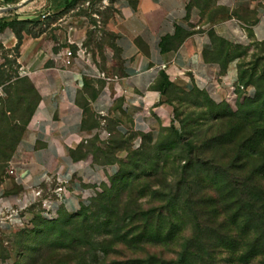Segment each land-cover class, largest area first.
Segmentation results:
<instances>
[{"label":"crops","instance_id":"crops-1","mask_svg":"<svg viewBox=\"0 0 264 264\" xmlns=\"http://www.w3.org/2000/svg\"><path fill=\"white\" fill-rule=\"evenodd\" d=\"M63 3L33 0L12 13L18 21L46 19L50 13L66 14ZM0 5L10 6L2 0ZM114 7L105 26L113 47L101 60L76 51L86 39L82 19H58L64 44L56 47L44 33H21L16 62L38 104L8 166L14 175H7L0 187V196L9 203L41 209V202L54 200L53 192L61 188V201L53 202L56 213H77L85 200V183L103 175L102 167L70 157L82 140L88 113L104 132L111 126L121 137L156 136L173 123L168 91L160 88L162 74L180 91L203 92L220 103L236 86L237 60L221 73L212 59L211 33L234 46L264 43V0H117ZM17 44L14 33L4 30L0 56ZM67 49H74L70 58L64 55ZM107 171L115 173L113 167ZM36 191L43 196L38 203Z\"/></svg>","mask_w":264,"mask_h":264},{"label":"rangeland","instance_id":"rangeland-1","mask_svg":"<svg viewBox=\"0 0 264 264\" xmlns=\"http://www.w3.org/2000/svg\"><path fill=\"white\" fill-rule=\"evenodd\" d=\"M70 1L67 0V4ZM116 1L78 0L72 12L68 10L66 14L50 13L46 19L38 17L30 20L32 23L24 28L32 36L44 33L47 40L56 47L64 44L63 32L58 31V19L64 18V15L66 18L82 19L86 26V39L76 51L90 55L94 60H101L103 52L113 47L114 38L106 31L105 26L116 12ZM0 8H3L2 5ZM0 16L17 17L12 12ZM69 41L67 40L68 45L72 44ZM71 51L74 52V49ZM225 52L239 56L237 66L240 72L246 73V81L251 77L255 81L264 75V43L252 42L239 50L217 43L213 57ZM16 57L14 52H3L0 56V86H3L4 91L0 113L10 101L12 87H19L27 94L28 86L19 81L28 78L20 72ZM167 91L175 127L179 130L176 139L171 136L168 127L164 129L167 131H162L152 140L145 141L136 135H130L128 138L133 140L129 141L113 133L111 126L106 127V132L102 131L100 122L87 114L82 140L75 149L76 155H85L91 165L102 167L103 175L101 180L85 183L87 191L80 210L83 216L70 220L63 210H59L47 219L42 216V208L26 207L20 213V223L7 227L0 225V264H112L114 260L125 264L126 259L115 254L113 258L111 255L105 256L104 251L111 249L109 243L111 244L110 240L116 229L128 224L134 226L128 221L131 216L147 210L156 211L149 229L160 236L158 240L154 238V241L161 244L156 249L148 248V252L164 260H174L176 254L181 252L182 241L178 238L171 241L173 234L169 222L176 220L179 214H157L164 211L162 208L166 206L169 198L176 195L177 183L183 178V167L188 156H200L203 162L213 156L221 168L233 166L239 169L234 172L239 175L249 176L254 172H264V88L258 91L263 92L259 103L247 104L248 100H255V94H259L256 88L249 86L245 88L246 92L239 89L232 91L226 99L216 103L217 109H212L210 100L202 95H187L173 88ZM247 91L252 95H248ZM29 103H35L34 95L29 98ZM227 106L235 114V119L214 121L213 115L216 112H227ZM220 136V144L212 142ZM94 157L99 158L95 164L92 162ZM106 158L112 165H106ZM130 158L137 162L138 171L130 166ZM11 159L0 166V187L7 176ZM121 164H125L123 169L131 172L132 176L143 175L137 183V190L141 191L139 196L133 197L130 193L131 185L128 183L131 180L122 181L118 175H114L121 171ZM110 167L115 169L114 174L107 171ZM189 174L191 176L192 172ZM203 176L207 177L206 174ZM256 181L258 184L252 181V186L257 184L264 189V178L256 177ZM147 184L150 187L146 189L145 186H149ZM186 192L182 188L180 196H184ZM181 220L183 237L188 239L194 235V224L186 216ZM214 243L213 240L212 245L208 246L213 248ZM220 252L214 255L213 260L207 259V264H226L228 254ZM144 253L141 247L128 257L143 259L147 256ZM186 264L199 263L189 260ZM247 264H264V259H255Z\"/></svg>","mask_w":264,"mask_h":264},{"label":"trees","instance_id":"trees-1","mask_svg":"<svg viewBox=\"0 0 264 264\" xmlns=\"http://www.w3.org/2000/svg\"><path fill=\"white\" fill-rule=\"evenodd\" d=\"M2 1L5 5H13L20 0ZM66 1L64 0L63 3L64 12L73 10L78 0H71L68 4ZM31 23L32 21L30 20L18 21L15 18L6 21L5 17L0 18V33L6 29H10L18 41L13 51L14 53L17 54L19 44L22 41L21 33L25 32L29 34L25 31L24 27ZM210 40L215 47V51L217 43L234 47L236 50L242 48V46L231 45L212 33ZM238 58L239 56L225 52L214 56L212 59L220 65L221 73L224 74L228 64L234 60H238ZM245 74L244 72H240L237 66V86H242L243 88L251 86L256 88L257 92L264 88V75L256 78L255 81L252 79L253 77L246 81ZM19 82L28 86L27 94L22 92L19 87H12L10 101L0 113V166L7 163L13 157L17 144L38 104V95L30 81L22 79ZM160 88L166 91L169 88L180 91L168 81L164 74L161 75ZM180 92L186 94L182 91ZM192 94L204 96L210 100L209 104H211L212 109H217L218 105L205 93L193 92L187 95ZM262 94L263 92L255 94V100H248L247 104L259 103L261 96H263ZM31 95L35 97L33 105L29 103ZM12 106L15 108H11ZM226 109H228V106ZM84 112H87V110H84ZM233 119H235V114L231 113L229 109L227 112H216L213 115L214 121H232ZM172 122V125L167 130L176 139L179 130L175 127V121L173 120ZM167 130L161 129L156 136L147 135L141 138L145 139V141L146 139L152 140L154 137L159 136L162 131ZM128 137L122 138L129 139V141L133 140L131 137ZM219 139H221V136L211 141L220 144L218 142ZM194 149L196 150V148ZM191 155L186 158L187 161L183 167V178L177 183L176 195L170 197L166 206L162 208L164 211L157 214L160 216L179 214L176 220L169 222L171 234H173L171 235V241H175L177 238L182 241L180 242L182 243V249L180 253L176 254V259L164 260L156 254L148 252V248L156 249L157 245H161L160 243H155L156 240L154 241V238L158 240L160 236L155 235V232L149 229L150 222L156 214L155 210L135 213L128 220L134 226H129L131 224H128L116 229L111 238L112 240H110L111 244L109 243V248L111 249L104 251L105 256L111 255L110 257L113 258L115 254L122 259H126L127 264H186L189 260H194L199 264H207V259L209 261L213 260L214 255L221 253L220 251H223L226 255L228 254V262L226 264H247L255 259H264V189L260 188L257 185L258 181H256V177L264 178V172H254V174L249 176L245 174L239 175L234 173L239 169L233 166H229L226 169L221 168L217 165L213 156H210L206 162H203L200 156L196 155L192 157ZM70 157L73 161L86 160L85 155H76V150L70 152ZM98 159L97 157L92 158L93 164ZM104 162H106V165H112L107 158L104 159ZM129 163L134 170L138 171L137 167L139 166H137V162L135 163L133 158H130ZM124 165L121 164V171H117L114 175H118L117 177L122 181L131 180L128 183L131 185L130 193L133 197L139 196L141 191L137 190L139 187L137 183L143 175L132 176L131 172L123 169ZM191 172L192 175L188 176ZM204 174L207 177L204 178ZM252 181L257 182V184L252 186ZM215 186H217L216 189H213ZM149 187L150 185L145 186L146 189ZM182 188H185L187 191L184 196H180ZM80 210L75 214H67L69 219L75 220L82 217L83 213ZM184 216L190 218L194 224V235L188 239H185L182 234L184 229L181 218ZM140 219H145L148 223ZM137 221L138 223H135ZM108 235L109 233L106 234V236ZM213 240L215 242L214 246L210 248L208 245L211 246ZM141 247L144 249V254L147 255L146 258L129 259L130 253H136ZM112 264L120 263L114 260Z\"/></svg>","mask_w":264,"mask_h":264},{"label":"built area","instance_id":"built-area-1","mask_svg":"<svg viewBox=\"0 0 264 264\" xmlns=\"http://www.w3.org/2000/svg\"><path fill=\"white\" fill-rule=\"evenodd\" d=\"M64 55L67 58H70L72 56V53L69 49H67L65 51ZM66 63H68V61ZM100 76L104 77L102 74ZM236 89H239L240 91L246 92L245 88H243L242 86L236 85L232 89V91H236ZM247 94L250 96L252 95L251 92H248V91H247ZM3 98H4L3 86H0V108H1ZM7 175L13 177L14 169L12 167L7 168ZM63 183H65V182H63ZM61 193H62V189L58 188L53 192L54 200H43L41 202V208L43 211L42 216L44 218L50 219L52 216H54L56 214V211H55L56 207H55L53 202L54 201H56V202L61 201ZM42 197L43 196H42L41 191L33 192V198H34L35 203H38L39 200L42 199ZM24 209L25 208L23 206L13 205L0 196V225L3 227H7V226L14 224V223H20L22 221V219L20 217V213Z\"/></svg>","mask_w":264,"mask_h":264},{"label":"water","instance_id":"water-1","mask_svg":"<svg viewBox=\"0 0 264 264\" xmlns=\"http://www.w3.org/2000/svg\"><path fill=\"white\" fill-rule=\"evenodd\" d=\"M32 1L33 0H24L20 4H17L16 6H8V7L0 8V14L15 12V11L19 10L20 8H22L23 6H25L26 4H29Z\"/></svg>","mask_w":264,"mask_h":264}]
</instances>
